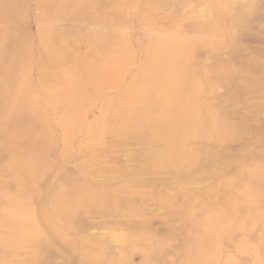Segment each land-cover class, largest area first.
<instances>
[{
    "label": "rangeland",
    "instance_id": "obj_1",
    "mask_svg": "<svg viewBox=\"0 0 264 264\" xmlns=\"http://www.w3.org/2000/svg\"><path fill=\"white\" fill-rule=\"evenodd\" d=\"M0 264H264V0H0Z\"/></svg>",
    "mask_w": 264,
    "mask_h": 264
},
{
    "label": "bare ground",
    "instance_id": "obj_2",
    "mask_svg": "<svg viewBox=\"0 0 264 264\" xmlns=\"http://www.w3.org/2000/svg\"><path fill=\"white\" fill-rule=\"evenodd\" d=\"M14 4H15V1H14ZM19 116V115H18ZM14 117H15V115H14ZM20 118H21V116H19ZM25 125V124H24ZM18 126V125H17Z\"/></svg>",
    "mask_w": 264,
    "mask_h": 264
}]
</instances>
